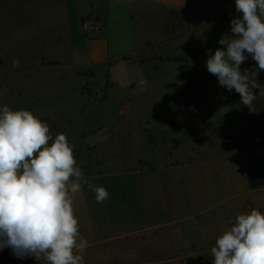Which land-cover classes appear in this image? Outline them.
I'll use <instances>...</instances> for the list:
<instances>
[{
  "label": "crops",
  "instance_id": "obj_1",
  "mask_svg": "<svg viewBox=\"0 0 264 264\" xmlns=\"http://www.w3.org/2000/svg\"><path fill=\"white\" fill-rule=\"evenodd\" d=\"M59 1L70 30L65 37L56 34L53 46L60 36L59 45H66L79 66L100 73L117 89H137L143 83L151 94L145 101L150 120L173 113L172 106L192 105L193 120L204 124L160 154L149 151L146 141L149 153L137 159L144 161L137 169L89 177L90 183H82L74 210L89 242L84 264H180L178 258L154 255L181 248L184 242H154L142 234L157 230L163 239L169 232L185 238L192 231L211 243L238 214L253 208L264 213V96L253 90L258 96L250 111L240 95L223 92L205 67L209 55L222 47L220 39L209 35L214 25L224 21L220 36L232 35L235 0ZM82 1L88 6L80 12ZM82 17L98 22L94 34L82 33ZM169 26L189 30L208 49L190 64L166 59L159 65H144L142 59L152 58L153 49L169 37ZM4 55L8 59L9 54ZM256 79L264 87V71ZM156 96H162L160 101ZM90 185L105 187L108 199L98 203ZM199 217L208 218L204 224L208 231L195 224ZM0 264L44 262L17 258L5 247L0 249Z\"/></svg>",
  "mask_w": 264,
  "mask_h": 264
},
{
  "label": "rangeland",
  "instance_id": "obj_2",
  "mask_svg": "<svg viewBox=\"0 0 264 264\" xmlns=\"http://www.w3.org/2000/svg\"><path fill=\"white\" fill-rule=\"evenodd\" d=\"M87 6L82 1L77 10L82 12ZM64 11L59 0H0V107L7 104L13 110H30L48 123L53 138L66 134L74 145L77 165L89 183L101 174L129 171L134 166L137 169L144 165L143 160L137 159L144 158L150 150L160 154L169 145L176 147L182 139L201 130L204 124L193 120L192 105L172 106L173 113L170 110L162 118L150 120L145 101L151 94L143 83L137 89H117L100 73L79 66L66 45H59L60 36L53 46L56 34L65 37L70 30ZM88 18L94 20L82 17L79 25ZM224 23L217 22L209 35L219 40ZM168 34L158 49H153L152 58L142 59L144 65H159L166 59L173 64H190L208 49L193 39L187 29L169 26ZM4 54H9L8 59ZM17 60L19 67H13ZM251 63L253 67L249 66ZM256 67L250 57L242 63L241 71ZM222 91L236 94L223 87ZM161 97L156 99L160 101ZM205 220L208 218L195 219L200 231L209 230L204 226ZM186 224L194 230L193 222ZM167 236L163 239L157 230L142 234L143 239L154 242H184L181 248L154 257L178 258L180 264H212L215 241H201L192 231L185 238H177L171 232Z\"/></svg>",
  "mask_w": 264,
  "mask_h": 264
},
{
  "label": "clouds",
  "instance_id": "obj_3",
  "mask_svg": "<svg viewBox=\"0 0 264 264\" xmlns=\"http://www.w3.org/2000/svg\"><path fill=\"white\" fill-rule=\"evenodd\" d=\"M235 12L232 35L221 36L222 47L205 67L254 111L253 102L264 96L256 79L264 71V0H235ZM249 56L257 67L242 72ZM82 183L87 181L66 134L53 138L48 123L30 110L0 107V249L44 264H84L89 242L74 210ZM92 190L98 203L109 197L103 186ZM211 256L212 264H264V213L253 208L238 214L216 238Z\"/></svg>",
  "mask_w": 264,
  "mask_h": 264
},
{
  "label": "built area",
  "instance_id": "obj_4",
  "mask_svg": "<svg viewBox=\"0 0 264 264\" xmlns=\"http://www.w3.org/2000/svg\"><path fill=\"white\" fill-rule=\"evenodd\" d=\"M98 27V22L89 18L85 19L80 25V29L85 35L94 34L98 30Z\"/></svg>",
  "mask_w": 264,
  "mask_h": 264
},
{
  "label": "trees",
  "instance_id": "obj_5",
  "mask_svg": "<svg viewBox=\"0 0 264 264\" xmlns=\"http://www.w3.org/2000/svg\"><path fill=\"white\" fill-rule=\"evenodd\" d=\"M238 95H239L238 93L234 94V96H238Z\"/></svg>",
  "mask_w": 264,
  "mask_h": 264
}]
</instances>
